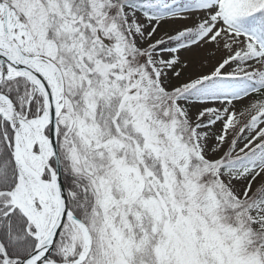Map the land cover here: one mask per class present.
<instances>
[{"label":"snow or ice","instance_id":"1","mask_svg":"<svg viewBox=\"0 0 264 264\" xmlns=\"http://www.w3.org/2000/svg\"><path fill=\"white\" fill-rule=\"evenodd\" d=\"M0 264H264V0H0Z\"/></svg>","mask_w":264,"mask_h":264},{"label":"rangeland","instance_id":"2","mask_svg":"<svg viewBox=\"0 0 264 264\" xmlns=\"http://www.w3.org/2000/svg\"><path fill=\"white\" fill-rule=\"evenodd\" d=\"M165 27H167V26H165ZM185 55H190V54H185Z\"/></svg>","mask_w":264,"mask_h":264}]
</instances>
